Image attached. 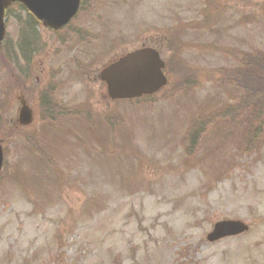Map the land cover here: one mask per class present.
<instances>
[{
  "label": "rangeland",
  "instance_id": "obj_1",
  "mask_svg": "<svg viewBox=\"0 0 264 264\" xmlns=\"http://www.w3.org/2000/svg\"><path fill=\"white\" fill-rule=\"evenodd\" d=\"M29 17L10 9L0 48V264H264V0H84L26 49ZM142 47L168 83L109 98L101 69ZM223 219L249 230L208 242Z\"/></svg>",
  "mask_w": 264,
  "mask_h": 264
},
{
  "label": "water",
  "instance_id": "obj_2",
  "mask_svg": "<svg viewBox=\"0 0 264 264\" xmlns=\"http://www.w3.org/2000/svg\"><path fill=\"white\" fill-rule=\"evenodd\" d=\"M21 2L45 26L57 29L66 24L77 12L80 0H0V43L5 33L4 9L12 2ZM164 62L157 50L144 47L129 52L101 70L100 77L106 83L111 98L124 99L152 94L167 82L162 69ZM19 122H31V113L23 107ZM3 154L0 146V171ZM249 226L240 220H222L214 224L207 235L209 241L246 232Z\"/></svg>",
  "mask_w": 264,
  "mask_h": 264
},
{
  "label": "trees",
  "instance_id": "obj_3",
  "mask_svg": "<svg viewBox=\"0 0 264 264\" xmlns=\"http://www.w3.org/2000/svg\"><path fill=\"white\" fill-rule=\"evenodd\" d=\"M18 6H19L20 9H23L22 6H20V5H18ZM29 21H30V23H29ZM33 22L36 23V21L34 19H31V17H29L28 19H26L24 21V29H23V32H25L26 34H28L30 36L35 35L34 28H33L35 24ZM241 64H243V65H247L248 64L246 55H243L242 60H241ZM233 67H235V66H230V67H227V68H224V69H225V71H231L232 72V71L236 70ZM236 97H237V99H236ZM252 98H253V95L252 94L244 93L241 90V93L240 94H237L235 97H233L232 100H230V99L227 100L220 107H218L215 112L213 111V112H211L209 114H205V115L203 113L199 112L198 113V118H197L198 120H196V121L201 120L200 122L202 123V125L210 126L211 123H212V121L216 120L217 118L223 119L228 114H232L234 111H236V110L239 109V106H242L243 104L246 105L249 100H252ZM252 103H253V101H252ZM8 105H9V107L7 109H4V110H2L1 107H0V115L2 113L7 112L9 110V108H10V100L8 101ZM226 111H227V113H226ZM240 117H241V112L239 113V120L243 121V119L240 118ZM247 118L248 117L245 116L244 120H247ZM252 121H253V118L252 117H249V119L247 121L249 124H248V126L246 124V128L247 127L248 128H251L253 126ZM3 122L5 124H8L6 121H3ZM1 123L2 122H0V125H1ZM194 124H195L194 122H192L190 124V127H191L192 131L194 129ZM15 126L18 127L17 130L20 129V127L17 125L16 122H15ZM8 128L9 127H7V128L5 127L3 129L7 131ZM205 133H206L205 130H200L198 132V136L195 139V141H193V140L191 141V143L193 145L190 148L183 146V152L185 151L187 153L189 150H191L192 147L199 146L200 145V142H201V138L203 137V135ZM183 141H186L185 143H188V140H185L184 138H183V140H181V142H183Z\"/></svg>",
  "mask_w": 264,
  "mask_h": 264
},
{
  "label": "flooded vegetation",
  "instance_id": "obj_4",
  "mask_svg": "<svg viewBox=\"0 0 264 264\" xmlns=\"http://www.w3.org/2000/svg\"><path fill=\"white\" fill-rule=\"evenodd\" d=\"M30 42V43H29ZM34 40H29V39H22V46L25 45L26 46V49H28L29 47H31L32 45H34ZM33 47V46H32ZM25 49V50H26ZM23 56V52H21V54ZM51 93V78L49 79V91ZM50 99H51V94H50ZM51 101V100H50Z\"/></svg>",
  "mask_w": 264,
  "mask_h": 264
}]
</instances>
